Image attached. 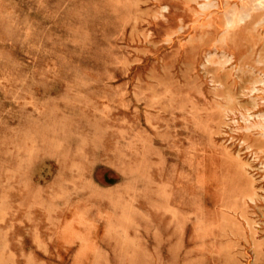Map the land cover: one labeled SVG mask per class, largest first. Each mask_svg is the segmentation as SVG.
I'll return each mask as SVG.
<instances>
[{
    "label": "rangeland",
    "instance_id": "1",
    "mask_svg": "<svg viewBox=\"0 0 264 264\" xmlns=\"http://www.w3.org/2000/svg\"><path fill=\"white\" fill-rule=\"evenodd\" d=\"M0 264H264V0H0Z\"/></svg>",
    "mask_w": 264,
    "mask_h": 264
},
{
    "label": "bare ground",
    "instance_id": "2",
    "mask_svg": "<svg viewBox=\"0 0 264 264\" xmlns=\"http://www.w3.org/2000/svg\"><path fill=\"white\" fill-rule=\"evenodd\" d=\"M261 2V1H260ZM240 22V21H239Z\"/></svg>",
    "mask_w": 264,
    "mask_h": 264
}]
</instances>
